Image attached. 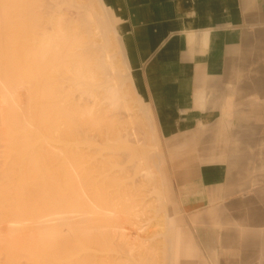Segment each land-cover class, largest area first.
Masks as SVG:
<instances>
[{
    "label": "crops",
    "instance_id": "1",
    "mask_svg": "<svg viewBox=\"0 0 264 264\" xmlns=\"http://www.w3.org/2000/svg\"><path fill=\"white\" fill-rule=\"evenodd\" d=\"M101 2L115 20L133 95L156 129L159 141L151 145L203 151L176 161L173 173L183 177L188 167L197 173L179 179L186 185L178 198L207 262L264 264L261 248H247L264 239L258 233L264 209L254 206L263 196L254 188L245 200V165L233 168L218 152L242 136L252 140L245 146H264V0ZM187 158L198 161L184 165ZM178 240H172L173 262L181 253ZM182 251L192 253L189 246Z\"/></svg>",
    "mask_w": 264,
    "mask_h": 264
},
{
    "label": "rangeland",
    "instance_id": "2",
    "mask_svg": "<svg viewBox=\"0 0 264 264\" xmlns=\"http://www.w3.org/2000/svg\"><path fill=\"white\" fill-rule=\"evenodd\" d=\"M94 3H95V10H97L100 14H101V12H102V7H101V3H100V0H94ZM105 10H107V9H105ZM74 13V16L76 15V13H75V9L74 8H71L70 9V11L69 10H66V12H64L63 14L64 15H61V17H63V19H65L64 21H66L67 19H69L70 18V16H72V14ZM105 13H106V11H105ZM109 15V16H108ZM106 17H108V18H110V20H112V23H113V17H112V15L110 14V12L107 10V13H106ZM114 23H115V21H114ZM76 23H74V25H75ZM39 33V32H38ZM31 36H32V34H31ZM110 46L108 47V53H110V54H112L113 55V61H114V63H115V67L118 69V71L119 72H122L124 75H129V71H128V68H127V66H126V64H125V58H124V53H123V50H122V46H121V44H120V41H119V38H118V34H117V32H111L110 33ZM33 37V36H32ZM31 37V38H32ZM35 38V37H34ZM39 38V37H38ZM9 39L10 38H8V39H5V40H7L6 42V44H2V46H4V47H2V46H0V53L2 54V53H4L5 54V52H7V47L10 45V48H9V50L10 49H13V47L16 49V45L21 49V50H18V51H20V52H22V54L19 52V54H17V52L15 51V56L17 57H15L14 55H12V57L10 56V64L11 63H13V66H15V68L17 69V67L18 68H22V70H16V72H15V76L17 75V77H19V78H21L20 80L17 78V81H15L16 79L14 78L15 76H13L12 75V73L10 72V68H11V66L12 65H10L9 64V62H7L9 59H8V57H9V55L10 54H8V57H6V55H4L3 54V56H1L0 58H2V59H4L7 63H5V65H6V67L8 68V70H7V72H4V71H1L0 72V74L2 73V72H4L3 74H1V76H0V98H2V95H4V94H6V93H8L9 94V101H8V98H7V101L8 102H5V105H6V108H4V110H3V108L2 107H4V104L2 105V107H1V111H0V120H1V122L2 123H0V124H2V125H0V134H2V135H0V155L1 154H5V156L3 155V157L2 158H0V166L1 167H3V169L1 170L0 169V174H5L6 173V175H5V177H4V175H3V177L4 178H6V177H8L9 176V180L7 179H5V182H4V180H2V179H0V188H2L1 190H0V226H4L3 228L2 227H0V264H10V263H12L15 259V261L12 263V264H33V262H35L34 264H36V262H46V260L47 259H45V258H48V256L49 257H52V259H51V261L52 262H54V263H49V264H69V263H71V259H73V258H75V254L73 253L72 254V252H70L71 254H69V253H67L65 250V242L63 241L64 239H63V237H62V234H60V237H59V241H58V244L54 247V243H52L51 244V242H50V245L48 246V242H46L45 240H43V236H44V232L46 231L45 229H41V230H36V227L39 225V220L43 217V215L44 214H46L47 213V209H48V207L46 208L44 205H42V202L41 203H39L40 201H41V199H42V201L43 202H45L44 201V197L45 196H47V194L45 193V191H44V189H46L47 188V185H45V183L46 182H43V177L45 176V179L47 178V180H45V181H53L54 182V176H56L58 173V179H60L61 180V178H65V181H66V179H68L69 181H70V179L69 178H71L72 176H71V174L70 173H73L75 176L76 175H80V177H82L81 175V169H80V166L81 167H83V164L84 165H86L85 163L86 162H84L85 160L87 161V159L89 158H86V156H85V158H84V160H83V163L81 164V165H79L80 163H78V160H75L76 158H78L77 157V155H74V151L76 150H74L73 151V153H72V149H74V145H76L77 146V148L80 146V147H82V146H84L85 147V149H84V147H82V149L83 150H86V151H88V149H87V146H88V144H89V146H88V148L90 149H92V146H96V147H93V149L95 148H97V145H96V142H97V144L98 145H100V143H101V145L100 146H102V144H104L105 143V141L102 143L101 142V139L103 138L104 140L106 139V141H107V144H108V146H106V143L104 144L105 146H102V147H105V149H104V154L105 155H109L111 158L113 157V158H119V155H123V156H125L124 158H126V160H131V163L134 161V163H136L135 161H138L139 159H141V161H142V156L144 157V155L143 154H141L140 153V151H142L143 152V150H142V146H140L139 147V145H138V143H139V141L141 140V137H143L144 136V134L143 133H146V131H144L143 132V130H144V128H145V130H147L148 131V133H146L145 135L146 136H144L143 137V140H145V145H147L146 144V142H149V145H147L146 147H145V145H144V147H143V149H144V151H145V148H146V153H147V156H148V154H152L151 156H156V158L154 159V157L152 158L151 156H150V158H152V161H148V166H149V168L150 167H152V177H150V178H146L145 180L147 181V182H149V179L151 180V179H153L155 182H154V186L152 187V188H154L155 186H158V187H160L158 184H157V182H156V178H157V180H158V183H160V185H161V183H162V185L163 184H166V189H165V191H166V199H165V201H164V208H163V210L162 211H160V209L159 208H157V207H160V199H159V197H158V200H157V196H159L158 195V193H157V191L156 190H153L152 188H151V186L152 185H148L149 186V188H151V189H149L148 188V186L147 187H145V185H143V184H146L147 182L145 181V180H141V179H137V180H135V177L133 178L132 177V180H130V175L131 176H133V174L131 173L134 169H132L133 167H131L132 165H133V163L132 164H130L128 161V163H129V166L126 164H124V166L123 167H117V163L116 162H118V165L120 164V162H119V159L117 158L116 159V161H113V159L111 160V158L109 159V157L107 156V159H106V163H109L110 161H113L112 163H111V165H113V166H116V170H115V168H113V166H112V170H115L116 172H121L122 171V169L123 168H125V166H128L127 168H129L130 170H132V171H128L127 170V168H126V171H127V174L128 173H131V174H129L128 175V179L130 180L129 182H128V186H127V181H126V184H124V185H126V186H123V185H121L120 186V184H119V186L117 185V180L116 179H120L121 177H123V176H121V177H119L120 176V174H122V175H124L123 173L124 172H126V171H123L122 173H120V174H116L115 173V171H114V173L116 174H113V175H115L116 176V178H114V181H116V183L115 182H109V186L106 184L105 185V188H106V190L108 191V189H110V190H112V188L113 189H120L123 193H122V195H121V199H119L118 198V196L116 197H112V198H109V197H107L108 198V200H107V202L106 203H108V206L112 209V210H114L115 208L114 207H116V204L115 203H123L122 205L120 204H118L117 203V206L119 205V207L121 208H119L118 210H122V213L120 214L119 212L117 213V212H115L116 211V209L113 211L114 212V214H119V215H121L122 217L120 218V217H118L119 215H117V217H115V220H114V218H113V220H111V222L109 221V223H110V234H108L109 235V238L110 239H108V240H106L107 242H105V243H103V244H101V243H99V247H101V245H103V246H105V247H103L104 249L106 248V250L105 251H107V252H109V251H115L114 253L112 252V256L111 257H115V253L117 252V254H118V252H119V255L121 254L123 257H122V260H124L126 257H125V255H127L128 256V258L130 259V261L127 263H125L124 261H122V260H120V261H122L123 263L122 264H138V262H135V261H133L134 259L133 258H138L139 259V257H140V254H141V250L143 251V249L145 248V253H146V247L147 246H149V248H147L148 250H147V254H149L150 253V251L152 250V248H153V253L154 252H156L155 254V256H153L154 254H152V259L151 258H149V259H151L150 260V262L151 261H153V262H151V264L152 263H154L155 264V262L157 261V263H159V264H164L165 262V264H212V263H210V262H207V260H206V257H208V256H206V252H205V250L203 249V248H201L199 245H198V243L195 241V237H194V233L191 231V230H189L188 229V227H187V225H186V223H188V222H190V220L189 219H186V217L184 216V215H182L181 214V212H180V202H179V198H178V194H179V189L181 188V186L183 185H186L185 184V182L183 183V182H181L179 179L180 178H186V179H194V178H196V176H197V173L195 172V170L193 169V167H191V168H187L186 169V171H185V173H184V176L183 177H179L178 175H175L174 173H173V169H175V162L176 161H179V160H181V158L182 157H184V156H190V155H193V154H201L202 152L201 151H197V148L199 147V146H185V148H187L186 150H179V151H176V150H172V151H164V150H162V146H151V144H153V143H156V142H158L159 140H158V138H157V136H156V134L154 133H151V128L149 129V127H150V120L146 117V112H145V109H144V107H143V105L140 103V102H138L137 100H136V98L134 97V95H133V92H132V90H131V87H130V85H129V83H130V79H128L129 77H127V78H124L125 79V85H124V87H123V90H124V93H123V91L121 92V95H122V97H124V100H127V101H122L121 102V104L123 103V102H125V103H123L122 105L123 106H125V104H126V102H127V106L129 107V110H128V108L127 107H125V110L123 109V106H119V107H117V108H115V107H111L110 109H109V107L107 106L108 104H106V106L105 105H103L102 106V108H104V107H108L107 109L108 110H110L109 112H108V110H106L107 111V114H105L104 112H106V111H103L102 112V114H100V112H99V114H95L97 111H94L93 113H94V115H96V116H94L93 114H92V116L90 117V119H92V121H94V123L92 122V121H90L91 123L90 124H95V127H94V125H93V127L94 128H97L98 130H100V129H102V127L101 126H99V127H101L100 129L97 127V124L99 123V125H100V123L102 122V123H104V122H109V124H111L112 123V125L111 126H114V125H116V127H118V125H119V127H121L122 126V124H128L129 125V128H131L132 126H138V128H140L139 130H138V128H137V130L139 131V134H141V135H137L138 133H135V132H133V130L134 131H137L136 129H134L133 127L131 128V129H133V130H130V131H132L133 133H134V136H135V134L140 138L139 139V141L137 140V138H136V136H135V138H133V136H126V138L128 137L130 140H129V142L131 141V138H133L134 140H136L137 141V145L134 143V140L132 139V144H134L135 145V150H137L138 149V151L136 152L135 150H134V152H135V154L136 155H142V156H139L140 158H138V156H136L135 155V157H133V155L132 154H130V153H133V152H131L130 150H132V145H131V142L130 143H128V141H127V139H125V136L123 137L126 141L124 142V140H123V142L125 143H123V142H121V136L119 137V135H121V134H119V135H117V133H116V130L114 131V129H115V127L114 128H112V129H109L111 126L110 125H108V126H110L109 128H105V126H107L106 125V123H105V125H104V129H105V131L103 132L102 130H100V133H101V131H102V133H101V135L102 136H100V134H98L97 136V138H95L96 137V135H94V136H92L93 135V132H91V136H89V135H87V136H89V137H91V138H94L93 140H95L96 139V142H95V144H93V145H90V143L92 142H94L93 140H91V141H88V144L87 143H79V141H81V139L79 140L78 139V145L77 144H73L72 146H71V143L73 142L72 140H74L73 138L75 137V138H79L81 135H79V137H77V136H75V134L76 133H73L72 134V132H73V130L75 129V125L76 124H74L73 123V125L72 124H70V121L71 120H68V119H64V121H63V119L61 120L59 117L58 118H56V114L54 115V112L56 111V108L54 107L53 108V110H54V112H53V118L54 119H56V121H54V119L52 118L51 120H50V118L52 117V116H50V117H48V114H49V112H48V109H49V111L52 109V106H54V105H51V107L49 106V102H47L48 100H51V101H53V99H55V97H53L52 98V96H51V94L50 95H48L47 94V92H44L45 90H44V88H43V85L40 87H38V86H33V83H31V85L29 84L30 83V81L28 80L29 78L31 79L32 77H34L35 76V73L36 72H38V73H40V69L38 68V67H36V66H33V68L32 69H30V64H27V63H31V61L29 62V59H33L32 58V52H31V50H34V48L33 47H31V50L29 51V49H27V47H23V45H25V44H21V43H25V41H23V40H25V38H22L23 40H22V42H20L19 41V39H21V37H18V38H16L17 40L15 41V44L13 43V40L11 39V41L9 42ZM29 39H30V37H29ZM36 39V38H35ZM35 39H31V40H29V42L31 43V41L32 40H35ZM37 40V39H36ZM40 40V39H39ZM100 40V39H99ZM0 41H3V39H0ZM17 42H20V44L22 45V46H20V44H17ZM32 42H34V43H32V46H33V44H35V41H32ZM4 43V42H3ZM36 43H38V41L36 42ZM9 44V45H8ZM5 46H7V47H5ZM13 46V47H12ZM30 46H31V44H30ZM12 47V48H11ZM17 47V49H19ZM28 48H30V47H28ZM16 49V50H17ZM6 50V51H5ZM8 50V51H9ZM40 50V49H39ZM44 50V49H43ZM14 51V50H13ZM13 51H11V52H13ZM35 51V50H34ZM40 51H42V49L40 50ZM10 51H9V53H11ZM31 52V53H30ZM39 52V51H38ZM52 52V51H51ZM50 51H49V53H47V50H46V48H45V50H44V53H45V55H43V59H44V64H46L47 63V61H48V65H47V69L46 70H48L50 73L51 72H53L54 71V73L55 72H57V68H56V66L55 67H53V65L55 64H52V63H50L51 62V60H52V58H54L53 57V54H50L51 53ZM27 53L28 54H31V55H27ZM13 54V53H12ZM20 54L22 55V56H20ZM37 54H39V53H37ZM41 54H43V52H41ZM47 54V55H46ZM36 55V54H35ZM22 57V59H21V62H25V65H27L28 66V68H29V70H28V68H27V66H25L24 65V63H23V65H22V63H21V67H20V57ZM36 56H38V55H36ZM39 56H42V55H39ZM45 56L47 57V60H46V58H45ZM14 57H15V59H19V62H17L16 61V63L15 62H11V58L12 59H14ZM39 58H42V57H39ZM8 59V60H7ZM14 59V60H15ZM55 60V59H54ZM54 60H52V61H54ZM34 59H33V65H34ZM18 63V64H17ZM36 63H38L37 61H36ZM15 64H17V65H15ZM32 64V63H31ZM43 64V65H44ZM52 64V65H51ZM39 65V64H38ZM55 65H57V63L55 64ZM30 66V67H29ZM46 66V65H45ZM25 67V68H24ZM34 67H36V68H34ZM23 68L25 69V70H23ZM26 70H28V71H30V72H28V71H26ZM22 71V72H21ZM23 71H26V72H23ZM31 72H34L33 74H34V76H33V74L31 73ZM21 73H24V75L23 74H21ZM25 73H27V74H25ZM29 73H31V75L29 76ZM37 73V74H38ZM20 74V75H19ZM11 75H12V77L14 78V82H16V83H14V82H12L11 80L13 79V78H11V80H9V79H7L6 80V78L7 77H11ZM22 75H23V78H22ZM29 76V78H27L26 79V76ZM55 75V74H54ZM21 76V77H20ZM3 77H6L5 79H3ZM35 77H37V76H35ZM23 79V80H22ZM34 79V78H33ZM123 79V80H124ZM19 80V81H18ZM26 80H27V82H26ZM5 81V82H4ZM11 81V82H10ZM22 81H23V83H24V85L22 84ZM10 82V83H9ZM17 83H19L18 85H17ZM20 83L22 84V86L24 87V89H26L25 90V94H26V96H27V98H26V96H25V99H24V102H23V104H22V106H19V105H17V103H15V101H14V99H13V96H11L10 94L12 93V91H14V88H16V87H20L21 85H20ZM26 83V84H25ZM14 85V86H13ZM14 87V88H13ZM27 87H29V88H27ZM38 87V88H37ZM51 87V86H50ZM11 88V89H10ZM35 88V89H34ZM37 88V89H36ZM39 88H41L42 90H40ZM5 89V90H4ZM9 89H10V93H9ZM13 89V90H12ZM53 89V88H52ZM12 90V91H11ZM34 90V91H33ZM27 91V92H26ZM41 91V92H40ZM47 91V90H46ZM49 92V91H48ZM4 93V94H3ZM40 96V97H39ZM42 96V97H41ZM53 96H55L54 94H53ZM33 98V99H32ZM39 98H42V99H39ZM126 98V99H125ZM45 100H46V102H47V105L45 106V105H43L44 104V102H45ZM36 101V102H35ZM39 101H41L40 103H38ZM43 103V104H42ZM40 104V105H39ZM133 108V109H130V106ZM8 105H10V106H8ZM36 105V106H35ZM37 105H38V107H37ZM29 106V107H28ZM7 107H9L8 109H7ZM42 107V108H41ZM46 107H48V108H46ZM14 108V109H13ZM5 109H7L8 111H11V110H15V111H12V113H10L9 114V117H8V121L10 122V121H12V119H13V123L12 122H10L11 123V125H12V130L14 131V133L17 135H14L13 133V135L12 134H10V131H9V129H7V126H6V124L7 123H9L8 121H6L4 118H7L6 116L4 117L3 116V114H4V111H5ZM11 109V110H10ZM27 109V110H26ZM33 113V116H31L32 114L29 112V110ZM106 109V108H105ZM138 111H136V110ZM140 109V110H139ZM3 110V111H2ZM6 110V111H7ZM45 110V111H44ZM53 110H51V111H53ZM35 111V112H34ZM40 111V112H39ZM127 111V112H126ZM46 112V113H45ZM126 112V113H125ZM135 112V116L137 117V119H135V116L133 115V113ZM7 113V112H6ZM14 113V114H13ZM37 115H35V114ZM41 113V114H40ZM48 113V114H47ZM45 114H47V115H45ZM50 114H52V113H50ZM109 114H112L111 115V117L110 118H106V115H107V117H109L108 115ZM148 114V113H147ZM5 115H7V114H5ZM12 115V116H11ZM57 115H59V112H57ZM105 115V116H104ZM121 115V116H120ZM129 116L128 118H127V116ZM18 116V118H19V120L18 119H15L16 117ZM30 116H31V119H30ZM36 116V117H35ZM42 116V117H41ZM81 116H83V115H81ZM85 116V115H84ZM113 116V117H112ZM12 119H11V118ZM22 117L24 118V121H22ZM29 117V118H28ZM46 117V118H45ZM104 117H105V119H104ZM34 118L36 119V121H34ZM49 118V119H48ZM11 119V120H10ZM28 119V120H27ZM62 121V122H64L63 124H62V122L60 121V120ZM98 119L100 120L99 122H97L98 121ZM131 119H133L134 121H132ZM15 120V121H14ZM17 120V121H16ZM47 120V121H46ZM48 120H50L49 122H50V124H48L49 122H48ZM52 120L54 121L53 122V124H52ZM57 120H59V121H57ZM129 120H131V121H129ZM5 121L7 122V123H5ZM44 121H45V123H44ZM66 121V122H65ZM57 122H58V124H57ZM67 122H69V123H67ZM75 122V121H74ZM77 122V121H76ZM75 122V123H76ZM15 123V124H14ZM34 123H36L35 125H34ZM59 123L60 124H62L63 126H65L66 125V127L65 128H70V129H67V130H65V132L67 131V134H68V139L71 141V142H66L67 143V146H66V143H64L63 142V140H67V141H69L68 139H66V137H65V139H63V140H61L62 141V143H64L65 145H63L64 146V148L66 147V149H68L67 147H69L70 149H69V152L70 153H68V151L67 150H65L66 152H63V151H61L60 152V146H61V142L60 141H58V138H59V135L61 134L60 133V131H59ZM65 123H67V124H65ZM72 123V122H71ZM45 124V125H44ZM120 124H121V126H120ZM135 124V125H134ZM10 125V124H9ZM11 125L9 126V127H11ZM48 125V126H47ZM56 125V126H55ZM61 125V127H63ZM126 125H124V126H122V128H124V127H126ZM128 125H127V127H126V131L127 132H130L129 131V129H128ZM130 125H132L131 127H130ZM147 125V126H146ZM2 126V127H1ZM4 126H6L5 128H4ZM13 126H16L15 128L13 127ZM20 126V130H18V132H17V129H18V127ZM52 126H54L55 128H54V130H53V128H52ZM68 126V127H67ZM73 126H75V127H73ZM136 126H135V128H136ZM119 127L118 128H116V129H119ZM4 128V129H3ZM74 128V129H73ZM121 128V129H122ZM141 128H143V129H141ZM3 129V130H2ZM31 129H32V132H33V130H34V132L32 133H30V131H31ZM50 129H52L51 130V132H50ZM63 129H64V127H63ZM97 129H94L95 131L97 130ZM9 131V132H7L6 133V135H5V131ZM10 130H11V128H10ZM91 130H92V128H91ZM124 130V129H123ZM122 130V131H123ZM26 131H29V132H26ZM43 131V132H42ZM64 131V130H63ZM93 131V130H92ZM118 131V130H117ZM121 131V130H120ZM119 131V132H120ZM121 131V132H122ZM12 132V131H11ZM36 132V133H35ZM97 132V131H96ZM94 133V134H97V133H99V131L97 132V133ZM123 132H125V131H123ZM42 133V134H41ZM45 133V134H44ZM60 133V134H59ZM131 133V132H130ZM132 133V134H133ZM151 133V134H150ZM35 135V134H38V136L36 137V136H34L36 139V141L35 142H33L34 141V137H31V135ZM53 134H55V135H52ZM128 134V133H127ZM131 134V135H132ZM30 135V136H29ZM69 135H71V136H69ZM122 135H123V133H122ZM125 135H126V132H125ZM130 135V134H129ZM150 135H153L152 137H149ZM9 136V137H8ZM52 136V137H51ZM66 136V135H65ZM83 136V135H82ZM82 136L80 137V138H82ZM5 137V141H2V138H4ZM8 139H7V138ZM29 137H31L32 138V140H31V138H29ZM54 137V138H53ZM62 137H64L63 136V134H62ZM61 137V138H62ZM70 137H72V139H70ZM86 137V136H85ZM52 138H53V141H52ZM110 138H114V140H116L117 141V143L118 142H121L120 143V145L122 144H124V145H126V143L127 144H129V145H131V147H129L128 145V147H129V155H127V148H126V151L127 152H124L123 150H122V152L120 153V151H119V153H118V151L116 152V149H118V147H120V145H119V143H118V146H117V148L115 149V146L116 145H114V149H115V154L116 155H114V149L112 148V143L113 142H108V140H110ZM148 138V139H147ZM11 139V141H9ZM102 139V140H103ZM4 140V139H3ZM30 140H31V145L29 144L30 143ZM76 140V139H75ZM82 140H83V138H82ZM88 140H90V138H88ZM113 140V139H112ZM143 140H141L143 143H142V145L144 144V141ZM146 140H149V141H146ZM9 141V144L8 143H6V142H8ZM54 141H55V143H54ZM116 141H115V143H116ZM135 141V142H136ZM140 141V142H141ZM226 141V140H225ZM85 142H87L86 140H85ZM90 142V143H89ZM153 142V143H152ZM5 143H6V145H5ZM12 143V144H11ZM38 143H39V145H38ZM75 143H77L76 141H75ZM91 143V144H92ZM239 143V145H244V146H236L237 144ZM247 143H252V140L251 139H247V136H242L241 137V140H239V141H235V146H218V148H224V151L222 152V150H218V152L219 153H221V154H224V158L227 156V157H229V161H230V163H231V166L233 167V168H236V166L235 165H237L238 166V162L240 163V164H242V165H245V168H246V179H247V182L244 184L245 185V187L243 188V190H244V195H241V196H243V198H245V200H247L246 199V196H247V194H245V192L246 191H252L254 188L256 189V190H260L258 193H260L261 192V195L263 196L262 197V199H260V203H258V204H256V202H255V205L254 206H261V208H263L264 209V146H245ZM2 144V145H1ZM29 144V145H28ZM40 144H41V146H40ZM6 147H5V146ZM9 145V147H10V145H11V147H12V149H11V151H10V148H8L7 146ZM17 145V147H19L18 148V152L16 151V149H17V147L15 148V146ZM35 145H37V146H39L40 147V151L38 150V148L36 147H34ZM70 145V146H69ZM121 145V148H119V149H122L123 148V146ZM33 146V147H32ZM138 146V147H137ZM3 147V148H2ZM73 147V148H72ZM79 147V148H80ZM126 147V146H125ZM124 147V148H125ZM137 147V148H136ZM203 148V149H205L206 148V146H200V148ZM21 148H23L22 150H21ZM49 148V149H48ZM58 148H59V150H58ZM76 148V147H75ZM111 148L113 149L112 151H111ZM123 148V149H124ZM134 148V147H133ZM6 149V150H5ZM9 149V152L7 151ZM81 149V148H80ZM80 149H78L77 150V152L76 153H79V150ZM81 149V150H82ZM99 149L100 148H98V151L97 150H93V152H99ZM141 149V150H140ZM24 150V153L22 152ZM41 150H47V151H44V153H42V151ZM63 150V149H62ZM83 150H82V152H83ZM125 150V149H124ZM151 150V151H150ZM19 151H20V153L21 154H23L21 157L19 156ZM85 151V152H86ZM90 152L92 151V150H89ZM88 151V153L89 154H87V152L85 153H83V154H87L88 156L90 155V152ZM38 152H40V153H42V154H39ZM47 152V153H46ZM148 152H151V153H148ZM153 152V153H152ZM7 153V154H6ZM8 153H11L12 155H8ZM17 155H16V154ZM64 153V154H63ZM92 153V152H91ZM139 153V154H138ZM146 153H144V154H146ZM20 154V155H21ZM38 154H39V156L40 155H42V157L40 156V158H45L44 160L45 161H43L42 159H39L38 158ZM45 154V155H44ZM63 154V155H62ZM65 154H67V155H65ZM70 154H72L71 155V158H69V156H70ZM82 154V153H81ZM81 154H78V156H79V158H81ZM134 154V153H133ZM160 155V157L162 158H160L159 156H157V155ZM28 156L27 158H26V156ZM59 155H60V157H61V155H62V158H60L59 157ZM69 155V156H68ZM95 155V154H94ZM93 155V156H94ZM97 153H96V156H94L95 158L97 157ZM121 155V156H122ZM127 155V156H126ZM132 155V156H131ZM2 156V155H1ZM0 156V157H1ZM9 156V157H8ZM45 156V157H44ZM57 156H58V158H57ZM63 156H65V160L63 159ZM66 156H67V158H69V159H72V162L74 163L75 161H77V164H73L72 162V164L69 166L68 165V163H70V161H68V159L66 158ZM76 156V157H75ZM91 156V155H90ZM117 156V157H116ZM128 156H131V157H128ZM147 156H146V158L144 157L143 159H148L147 158ZM7 157H8V160H6L7 159ZM72 157H75V158H72ZM82 157H84V156H82ZM94 157H91V159L93 158L94 159ZM106 157V156H105ZM149 157V156H148ZM158 157H159V162H158ZM4 158H5V160H4ZM23 158H24V160L26 159V161H24L23 160ZM47 158V159H46ZM123 157H121V159H122ZM136 158H138V160H136ZM223 158V159H224ZM40 161H39V160ZM83 159V158H82ZM82 159H80V162H81V160ZM90 159V161L92 162V160ZM120 159V160H121ZM153 159L155 160V161H153ZM222 159V160H223ZM61 160H63L64 162H62ZM67 160V161H66ZM118 160V161H117ZM124 160V162L126 161L125 159H123ZM123 160L121 161V162H123ZM150 160V159H149ZM3 161V162H2ZM8 161V162H7ZM40 162L41 163V165H38L37 164V162ZM63 163V166H62V163ZM88 161H89V159H88ZM90 161H89V163H87V165H86V167L87 168H85V166L83 167L84 168V170H86V173H87V169L89 168L90 170H89V173L88 174H86L85 173V171H83V174L85 173V175H87V180H89V181H87L86 180V184L88 183V182H91V175H92V177H93V174L91 173V172H93V169H92V171H91V165L88 167V165L89 164H91L90 163ZM140 161V160H139ZM139 161L137 162V164H139ZM140 161V162H141ZM147 160H145V161H143V162H141V164L142 165H144L145 164V162H146ZM192 161H198L197 159H195V160H192V158H187V159H185L184 160V162H185V164L184 165H190L191 163H192ZM27 162V163H26ZM31 162H32V164H31ZM151 162V163H150ZM1 163H2V165H1ZM4 163H6V164H4ZM22 163H23V165H22ZM64 163H66L65 165H64ZM49 164V165H48ZM110 164V163H109ZM146 164H147V162H146ZM4 165H5V167H4ZM68 167H67V166ZM122 165H123V163H122ZM131 165V166H130ZM141 165V166H142ZM151 165V166H150ZM47 166V170L45 171V172H43L44 171V168ZM107 166V165H106ZM145 166V165H144ZM143 166V167H144ZM158 166V167H157ZM108 168H106V169H111L110 168V165L109 166H107ZM147 167V166H146ZM20 168L22 169V170H20ZM117 168H120V170H118L117 171ZM7 169H8V172H9V174H8V172H5L4 170H6L7 171ZM75 169H77L76 170V172H74L75 171ZM39 170V171H38ZM41 170H42V172H41ZM83 170V169H82ZM123 170H125V169H123ZM37 171H38V174H37ZM4 172V173H3ZM22 172H23V174H22ZM47 172V173H46ZM58 172V173H57ZM63 172V174H61ZM64 172L65 173H67V176H62V175H64ZM40 173V174H39ZM45 173V174H44ZM76 173V174H75ZM78 173H80V174H78ZM90 173H91V175H90ZM154 173H155V175H157V177L154 175ZM47 174V175H46ZM72 174V175H73ZM95 174V173H94ZM22 175H24V177L22 176ZM39 175H41L42 177L40 178V176ZM90 176V178H89V176ZM112 175V176H113ZM126 175V174H125ZM37 176V177H36ZM47 176V177H46ZM115 176H113V177H115ZM118 176V177H117ZM127 176V175H126ZM137 176H139V178L141 177L140 176V173H139V175H137ZM156 177V178H153V177ZM2 177V178H3ZM57 177H55V178H57ZM125 177V176H124ZM123 177V178H124ZM1 178V177H0ZM11 178V179H10ZM32 178V179H31ZM40 178V179H39ZM76 181H78V177L76 176ZM142 178V177H141ZM256 180H255V179ZM36 180L35 182H40V184H42V186L44 185V186H46V188H41V190H38V191H42L43 192V195H42V192L40 193V196H41V198L40 199H38L36 196L37 195H39V194H37L38 192H36V190H37V186H36V184L33 182L34 180ZM80 179V178H79ZM93 179V178H92ZM122 179V178H121ZM120 179V180H121ZM125 180H127V177L126 178H124ZM133 179H134V181H133ZM11 180V181H10ZM28 180V181H27ZM63 180V179H62ZM73 180V179H72ZM84 180V179H83ZM119 180V181H120ZM152 180V181H153ZM255 180V181H254ZM257 180H261V181H257ZM9 182V183H7V182ZM56 181V180H55ZM64 180L63 181H60V182H58V180H57V182H58V184L61 186H64L65 184V186H69L70 187V182L68 181V182H65ZM85 181V180H84ZM112 181H113V178H112ZM122 181V180H121ZM146 183H145V182ZM152 181H150V182H152ZM10 182H12V186H10ZM44 184H43V183ZM53 182H51V183H53ZM83 182V181H82ZM123 182H124V180H123ZM144 182V183H143ZM55 183V182H54ZM141 183H143V184H141ZM39 184V186H38V188L40 189V185ZM71 184H73V183H71ZM77 184L80 186V183L79 182H77ZM89 184V183H88ZM123 184V183H122ZM131 184H133V185H131ZM140 184V185H139ZM148 184H150V183H148ZM55 185H57L56 183H55ZM58 185V186H59ZM114 185V186H113ZM161 185V186H162ZM52 186V184L50 185V187ZM57 186V187H58ZM73 186V185H72ZM76 186V185H75ZM142 186V187H141ZM49 187V188H50ZM55 187V186H54ZM54 187L52 188V189H54ZM84 187V186H83ZM137 187H139V188H137ZM247 187V188H246ZM77 188V187H76ZM76 188H75V190H76ZM88 188V187H87ZM87 188H85L86 190H88ZM146 188H148L149 190H151V193H152V195L151 194H149V192H147L148 190L146 189ZM23 189H24V195H23ZM55 189H57V188H55ZM80 188H78V190H79ZM122 189H124V190H122ZM129 189H130V192H132V193H134V194H130V192H128L129 191ZM246 189V190H245ZM78 190H77V193H78ZM128 190V191H127ZM137 190H140L139 191V194H138V191ZM147 190V191H146ZM90 191V193L88 194V192L86 193V196H87V194H88V196L90 197L91 195H92V193H93V191H92V193H91V190H89ZM147 192V194H146V192ZM74 192V191H73ZM125 192V193H124ZM128 192V194H126ZM155 192V193H154ZM4 195H3V194ZM7 195H6V194ZM30 193H31V195H30ZM44 193L46 194V195H44ZM79 193H81L80 191H79ZM143 193H145V197H144V194ZM37 194V195H36ZM74 194H76V192L74 193ZM153 194H154V198L152 197L153 196ZM25 196V200H24V198H23V196ZM36 195V196H35ZM126 197H125V196ZM127 195H129L128 197H127ZM133 195V197L132 198H136L137 199V201H136V199L134 200V199H132L130 196H132ZM134 195H135V197H134ZM142 195H143V197H142ZM8 196L10 197L9 199H11L10 201H9V203H10V205L8 204ZM73 196H75L76 197V203L77 202H80V200H81V198L83 199V197L82 196H84V198L86 197L85 195H81V198H80V196L78 195V194H76V195H73ZM94 195H92V197H93ZM39 197V196H38ZM52 197V196H51ZM141 197H142V199H141ZM148 197V199H145V198H147ZM156 197V198H155ZM34 198V199H33ZM37 198V199H36ZM53 198H54V196H53ZM74 198V197H73ZM87 198V197H86ZM91 198V197H90ZM16 199L18 200L16 203H20L21 204V206L22 207H19L20 205H16V203H14V200L16 201ZM46 199H47V197H46ZM116 199H119L118 201H116ZM2 200V201H1ZM38 200H40V201H38ZM87 200H88V198H87ZM115 202H114V201ZM146 200V201H145ZM151 201V203H153V208H155V205H156V212L157 213H160L159 214V216H158V214H157V218H154L155 216H151L150 214H152L153 213V215H155L154 214V212H151L150 210H152V209H149L148 210V208H150V207H148V208H146V207H144L145 205L147 206V204H144V203H147V201ZM127 201H129V202H132V204H133V202H135L137 205H135V210H136V208H137V210H138V208H139V210H140V212H142V214L140 213V215H137V214H134V215H136L137 216V218L135 217V219L136 220H138L137 222L135 221V219H132V221L133 222H135L134 224L132 223V221H131V218H134V217H132L131 215H130V213L132 212V209H130L131 208V203L130 204H128V203H126ZM22 202V203H21ZM47 202H48V200H46V204H47ZM89 202V201H88ZM112 203V205H111V203ZM126 203V205H124L125 203ZM137 202H139V203H137ZM233 202H236V201H233ZM232 202V203H233ZM1 203L3 204V205H1ZM134 203V204H135ZM150 202H148V204H149ZM44 204V203H43ZM113 204H115L114 205V207H113ZM133 204V205H134ZM4 205H7V206H4ZM84 206H85V208H87V210H90V209H88L89 208V204H87V202L85 203V204H83ZM132 205V206H133ZM150 205V204H149ZM247 205V207H251V206H253L252 205V203H248V204H246ZM11 206V207H10ZM18 206V207H17ZM77 206H80V205H78L77 204ZM166 206V207H165ZM124 207L126 208V210L128 209L129 210V212H127V211H123V209H124ZM134 207V206H133ZM143 207V208H142ZM118 208V207H117ZM9 209V210H8ZM46 211H45V210ZM158 209V210H157ZM6 212V214L8 213L9 214V216H8V214L6 215L5 213H4V216L5 217H3L2 216V214H3V212L4 211ZM8 212H7V211ZM19 210V211H18ZM139 210L138 211H136V213H138L139 212ZM147 210V212H143V211H146ZM154 210V209H153ZM152 210V211H153ZM20 211H21V214H20ZM52 211H54L53 209H52ZM150 211V212H149ZM11 213V215H10V213ZM135 211H133L132 213H134ZM41 213V214H40ZM144 213H146V214H144ZM18 214V215H17ZM113 214V215H114ZM139 214V213H138ZM144 214V215H143ZM14 215V217H12V218H9V217H11V216H13ZM125 215H126V217H125ZM147 215H149L150 217H147ZM128 216L130 217V219L128 218ZM139 216V217H138ZM141 216V217H140ZM144 216V217H143ZM146 216V217H145ZM123 217H125V218H127L128 220H130V221H126L125 220V218H123ZM152 217H153V219H156L155 220V222L156 223H160V225H162V226H160L159 225V223L156 225L155 224V226L153 225V223H155V222H151V221H154V220H152ZM171 217H173V218H177L178 220H176V222H174L173 221V223H172V220H171ZM119 218V219H118ZM8 219V220H7ZM12 219V221H9V220H11ZM13 219H14V221H13ZM120 220L119 222H121V219H123V223H117L116 224V220ZM151 219V220H150ZM257 219V217H255V221L257 222L258 220H256ZM38 220V221H37ZM125 220V221H124ZM148 220H150V221H148ZM7 221H9V222H7ZM38 223H37V222ZM116 221V222H115ZM16 222V223H15ZM131 223V227H130V223ZM140 222H141V224H140ZM144 222V223H143ZM263 222H264V216H263ZM14 224V226L16 225L17 226V223H18V226L16 227V229H13L12 228V226H7L8 224ZM129 223V225H127ZM151 223H152V225H151ZM3 224V225H2ZM112 224V225H111ZM115 224V225H114ZM120 224H122L121 226H123L122 228H124V224H125V227L127 228H124V229H126L127 231V234H121V230H119V229H122V228H120ZM133 224V225H132ZM137 224V225H136ZM139 224V225H138ZM6 225V226H5ZM114 225V226H113ZM117 225V226H116ZM142 225V226H141ZM133 226H135V227H133ZM157 226V227H156ZM14 227V228H15ZM119 228V229H117L116 230V228ZM140 227H141V229H140ZM151 228V230H150V228ZM161 227H162V230H161ZM163 227H164V231H163ZM26 228V229H25ZM134 228H135V230H134ZM148 228H149V230H148ZM156 228V229H155ZM8 229H9V231H8ZM131 229V230H130ZM143 229H146V231H144ZM25 230V231H24ZM116 232V234H115V238H114V231ZM129 230H130V232H132V233H130L129 232ZM167 230V231H166ZM6 231V232H5ZM15 231V232H14ZM123 231H125V230H123ZM136 231V235H137V233H141V235H142V237L140 236L139 237V235L138 236H136L135 234L133 235V232H135ZM138 231V232H137ZM157 231V232H156ZM161 231H163V232H161ZM8 232V234L9 235H6V233ZM144 232V233H143ZM145 232H147V233H145ZM152 232V233H151ZM155 232L156 233H158V235L157 234H155ZM167 232H170L169 233V235L167 234ZM25 233V234H24ZM28 233H30V234H28ZM123 233V232H122ZM139 233V234H140ZM143 233V234H142ZM151 235H150V234ZM161 233H163V234H161ZM166 233V234H165ZM258 233H260V234H263V238H264V230L263 231H260V232H258ZM129 234H131L130 236H125V235H129ZM26 235V236H25ZM28 235H30L29 237H27ZM153 235L155 236V237H153ZM25 237V239H26V241L24 242V238L23 237ZM122 236H125L126 238L127 237H130V238H128V239H132V237H133V240H129V241H131L132 242V244L131 243H125V242H127V240L128 239H122L123 237ZM135 236L137 237V240L135 239ZM175 236L179 239L178 241H179V248H180V250H181V253L178 255V261L177 262H173L171 259L173 258V257H171V250L173 249V246H171V241H170V239L171 240H173V242H174V240H175ZM40 237V238H39ZM124 237V238H125ZM32 238H35V239H32ZM118 238V239H117ZM138 238H140L141 240H139ZM167 238H169V240L167 239ZM261 238V237H260ZM24 239V240H23ZM135 239V240H134ZM154 239H156V240H154ZM111 240V241H110ZM142 241V243L143 244H141L140 242H138V243H140V244H138L137 245V243L135 242V241ZM33 241H37V243L36 244H33L34 242ZM108 241L110 242V244L108 243ZM121 241H125V242H121ZM128 241V242H129ZM133 241H134V243H133ZM165 243V245H168L167 246V248H166V246H165V248H166V250L168 249V247H169V249L167 250V251H164V245H163V242ZM23 242H24V245H23ZM117 242L119 243H121V244H117ZM148 242H150V244H148ZM250 241H248L247 242V244H248V249H255V250H258V249H260L261 248V250L264 252V239H263V241H260V242H257V241H255L254 243H249ZM108 243V244H107ZM122 243H124V244H126V246H124V247H122V248H120V246L122 245ZM31 244H32V247H31ZM76 244V243H75ZM84 244H86V243H84ZM119 245L118 247H119V249H121V251H119V249L116 251L114 248H116V246L117 245ZM134 244H136V245H134ZM148 244V245H147ZM151 244H154L155 245V248L153 247V246H151L152 248L150 249V245ZM34 245V246H33ZM36 245V246H35ZM72 245H73V243H72ZM77 245V244H76ZM74 246V248H76L77 246ZM106 245H108V246H110V245H112L114 248L112 249L111 247V249L109 248H107L106 247ZM129 245H132L131 247L133 248V250L134 249H136L134 252L132 251V257L129 255V252L127 251V247ZM123 246V245H122ZM138 246V247H137ZM190 247L191 249H192V253H191V255H188V256H185V255H183L182 253H183V249H184V247ZM34 247H36V250H35V248ZM50 247V248H49ZM117 247V248H118ZM130 247V248H131ZM49 248V249H48ZM98 248V247H97ZM124 248H126L125 250H124ZM129 248V247H128ZM57 249V250H56ZM58 249H59V251H58ZM100 250L102 249V248H99ZM140 250V253H139V255H138V257L137 256H135L134 257V255L135 254H137V250ZM109 250V251H108ZM15 251V252H14ZM49 251H51V253L49 252ZM56 251H58V252H56ZM104 251V250H103ZM104 251V252H105ZM12 252H14V254L12 253ZM144 252H142V255H143V253ZM152 252V251H151ZM165 252V253H164ZM17 255H16V254ZM124 253V254H123ZM144 253V254H145ZM50 254V255H49ZM55 254H57V257H59L60 259H61V261H60V259H58V258H56L57 260H55ZM60 256H59V255ZM109 254V253H108ZM165 254V255H164ZM209 256H212L213 254H214V251H212V252H208L207 253ZM52 255V256H51ZM118 255V256H119ZM168 255V256H167ZM206 257H205V256ZM67 256V257H66ZM117 256V255H116ZM45 257V258H44ZM125 257V258H124ZM144 257H148V255H146V256H144ZM144 257H143V260L142 259H140V260H142V262L145 260L146 261V259H144ZM151 257V256H150ZM164 257H165V259H164ZM213 257V256H212ZM42 258H44V259H42ZM67 258V259H66ZM121 258V256L120 257H118L117 259H120ZM124 258V259H123ZM135 258V260H137ZM153 258H155L156 260H153ZM168 258V259H167ZM127 259V258H126ZM18 261V262H17ZM29 261H31V263H28ZM33 261V262H32ZM119 261V260H118ZM144 261V262H145ZM147 261H149V260H147ZM146 261V262H147ZM135 262V263H134ZM143 262V263H144ZM150 262H147V263H150ZM161 262V263H160ZM43 263V264H44ZM156 263V264H157ZM46 264V263H45ZM119 264V263H118Z\"/></svg>",
    "mask_w": 264,
    "mask_h": 264
},
{
    "label": "bare ground",
    "instance_id": "3",
    "mask_svg": "<svg viewBox=\"0 0 264 264\" xmlns=\"http://www.w3.org/2000/svg\"><path fill=\"white\" fill-rule=\"evenodd\" d=\"M100 3H101V7H102V12H101V14L97 11V10H95V3H94V0H0V39H3V41H0V46H2V44H6L7 42V40H5V39H8V38H10L9 39V42L11 41V39L13 40V43L15 44V41L17 40L16 38H18V37H21V39H19V41L20 42H22V38H25V40H23V41H25V43L23 42V43H21V44H25V45H23V47H27V49H29V51L31 50V47H33L34 48V50H31V54H32V58L35 60L34 61V65H33V59H29V62L31 61V63H27V64H30V69H32L33 68V66H36V67H38L39 69H40V73H38V72H36L35 73V76H37V77H35L34 76V72H31L32 74H33V76L34 77H32L31 79L29 78V76L31 75V73H29V76L27 75L26 76V79L27 78H29L28 80L30 81V85H31V83H33V86H42L43 85V88H44V92H47V94L48 95H50L51 94V96H52V98L53 97H55V99H53V101H51V100H48L47 102H49L50 104H49V106L51 107V105H54V106H52V109L51 110H53V108L55 107L56 108V111L54 112V110L53 111H49V109H48V112H49V114H48V117H50V116H52L51 118H50V120L54 117L53 116V112H54V115L56 116V118H62L63 119V121H64V119H68V120H71L70 121V124H72L73 125V123L74 124H76L75 126H73V127H75V129L73 130V132H72V134L73 133H76L75 134V136H77V137H79V135H83L82 136V138H83V140H82V138H73L74 140H72L73 142L71 143V146L73 145V144H77L78 145V139L80 140L81 139V141H79V143L81 144V143H87L88 144V141H91V140H93L94 138H91L92 136H94V135H96V137L95 138H97L99 135L98 134H100V136H102L101 135V133H102V131L104 130L105 131V129L103 128L104 127V125H105V123H106V125L108 124V125H112V123L111 124H109V122H104V123H100V125H99V123L97 124V127L100 129L101 127H102V129H100V130H102L101 131V133H100V130H98L97 128H94L95 127V124H93L94 123V121H92V119H90V117L92 116V114L94 115V111H97L95 114L97 115V114H99V112H100V114H102V112L103 111H106V110H108L107 108L109 107V109L111 108V107H115V108H117V107H119L120 105L121 106H123L122 104L123 103H125V102H123L122 104H121V102L122 101H127V100H124V97H122V95H121V92L123 91V93H124V90H123V87H124V85L126 84L125 83V79L124 78H127V77H129L128 79H130V76L129 75H124L122 72H119L118 71V69L115 67V63H114V61H113V55L112 54H110V53H108V47L110 46V33L111 32H117L116 31V27H115V23H114V21L115 20H113V23H112V20H110V18H108V17H106V13H107V10H105V9H107L105 6H104V4L101 2V0H100ZM71 8H74L75 9V13H76V15L74 16V13L72 14V16H70V18L69 19H67L66 21H64L65 19H63V17H61V15H64L63 13L64 12H66V10H69L70 11V9ZM105 11H106V13H105ZM109 16V15H108ZM74 23H76L75 25H74ZM39 32V33H38ZM31 34H32V36H31ZM29 37H30V39H29ZM32 37V38H31ZM37 39H35V38ZM39 37V38H38ZM31 39H35V40H32V41H35V44H33V46H32V43H34V42H32L31 41V43L29 42V40H31ZM40 39V40H39ZM100 39V40H99ZM38 41V43H36ZM4 42V43H3ZM20 42H17V44H20ZM20 44V46H22ZM30 44H31V46H30ZM9 45V44H8ZM2 47H4V46H2ZM5 47H7V46H5ZM13 47V46H12ZM11 47V48H12ZM16 47V49H17V45L15 46ZM28 47H30V48H28ZM9 48H10V45L7 47V52H5V54L4 53H0V55L1 56H3V54L4 55H6L7 53L8 54H10L9 55V57H8V54L6 55V57H8V61L7 62H9V64H10V56L12 57V55H14L15 56V51L17 52V54H19V52L20 51H18V50H21L19 47V49H15L14 47H13V49H10L9 50ZM45 48H46V50H47V53H49V51L51 52L50 54H53V57L54 58H52V60H54V61H52L51 60V62L50 63H52V64H56L57 63V65H53V67H55L56 66V68H57V72H55L54 73V71L53 72H49L48 70H46L47 69V63H48V61H47V63L46 64H44V59H43V55H45V53H44V50H45ZM42 49V51H40V50ZM44 49V50H43ZM11 52V51H13V52H11V53H9V51ZM6 51V50H5ZM39 51V52H38ZM41 52H43V54H41ZM13 53V54H12ZM21 54H22V52H20ZM37 53H39V54H37ZM20 54V56H22ZM31 54H28L27 53V55H31ZM38 55V56H36V55ZM39 55H42V56H39ZM47 55V54H46ZM0 56V57H1ZM17 56V55H16ZM15 56V57H16ZM19 56V57H20ZM15 57H14V59H15ZM39 57H42V58H39ZM13 58V57H12ZM11 58V62L13 61V62H15L16 63V61L17 62H19V59H12ZM17 58V57H16ZM45 58H46V60H47V57L45 56ZM21 59H22V57H20V67H21V63H22V65H23V63H24V65H25V62L23 61V62H21ZM36 61L38 62V63H36ZM4 59H2V58H0V72L1 71H4V72H7V70H8V68L6 67V65H5V63H7ZM18 64V63H17ZM17 64H15V65H17ZM39 64V65H38ZM44 64V65H43ZM51 64V65H52ZM10 65H12L11 66V70H10V72L12 73V75L13 76H15V72H16V70L18 71L19 69L20 70H22V68H18L17 67V69L15 68V66H13V63H11ZM23 65V66H24ZM46 65V66H45ZM25 66H27V65H25ZM36 67H34V68H36ZM25 68V67H24ZM23 68V70H25ZM27 68H28V66H27ZM46 68V69H45ZM7 69V70H6ZM28 70H29V68H28ZM28 70H26V71H28ZM26 71H23V72H26ZM4 72H2L1 74H3ZM22 72V71H21ZM28 72H30V71H28ZM38 73V74H37ZM1 74H0V76H1ZM21 74H23L24 75V73H21ZM25 74H27V73H25ZM55 74V75H54ZM12 75H11V77H3V79H5L6 78V80L7 79H9V80H11V78H13L12 77ZM20 75V74H19ZM23 75H22V78H23ZM21 77V76H20ZM16 80L15 81H17V78L20 80L21 78H19V77H17V75L14 77ZM14 78L11 80L12 82H14ZM34 78V79H33ZM131 78H132V76H131ZM124 79V80H123ZM18 80V81H19ZM23 80V79H22ZM10 81V82H11ZM5 82V81H4ZM9 82V83H10ZM26 82H27V80H26ZM14 83H16V82H14ZM28 83V82H27ZM19 83H17V85H18ZM22 84L24 85V83H23V81H22ZM22 84L20 83V87L18 86V87H16V88H14V91H12V93L10 94L11 96H13V99H14V101H15V103H17V105H19V106H22V104H23V102H24V99H25V96H26V94H25V90L26 89H24V87L22 86ZM26 84V83H25ZM130 85V84H129ZM14 86V85H13ZM51 86V87H50ZM37 87V88H38ZM27 88H29V87H27ZM36 88V89H37ZM53 88V89H52ZM11 89V88H10ZM10 89H9V93H10ZM35 89V88H34ZM40 90H42L41 88H39ZM5 90V89H4ZM47 90V91H46ZM122 90V91H121ZM132 90V89H131ZM1 91V90H0ZM34 91V90H33ZM43 91V90H42ZM49 91V92H48ZM27 92V91H26ZM41 92V91H40ZM138 93V92H137ZM4 94V93H3ZM53 94L55 95V96H53ZM1 97V96H0ZM9 97V94L8 93H6V94H4V95H2V98H0V111H1V107H2V105L4 104V107H2L3 108V110H4V108H6V105H5V102H8L9 101V98H8V101H7V98ZM40 97V96H39ZM42 97V96H41ZM26 98H27V96H26ZM33 99V98H32ZM39 99H42V98H39ZM126 99V98H125ZM36 102V101H35ZM41 101H39L38 103H40ZM47 102H46V100H45V102H44V104L43 105H47ZM106 104H108L107 106L108 107H104V108H102V106L103 105H105L106 106ZM126 104H127V102H126ZM125 104V106H123V109L125 110V107H127L128 108V110H129V107L127 106ZM40 105V104H39ZM129 105V104H128ZM8 106H10V105H8ZM36 106V105H35ZM111 106V107H110ZM130 106V105H129ZM29 107V106H28ZM37 107H38V105H37ZM9 107H7V109H8ZM39 108V107H38ZM42 108V107H41ZM46 108H48V107H46ZM106 108V109H105ZM7 109H5V111H4V114H3V116L5 117H9V114L10 113H12V111H15V110H11V111H8ZM14 109V108H13ZM130 109H133L131 106H130ZM2 110V111H3ZM7 110V111H6ZM27 110V109H26ZM29 110V109H28ZM136 110V109H135ZM140 110V109H139ZM45 111V110H44ZM110 110H108V112H109ZM137 111V110H136ZM7 112V113H6ZM29 112L32 114L31 116H33V113L29 110ZM35 112V111H34ZM40 112V111H39ZM57 112H59V115H57ZM127 112V111H126ZM125 112V113H126ZM138 112V111H137ZM46 113V112H45ZM50 113H52V114H50ZM105 114H107V111L106 112H104ZM5 114H7V115H5ZM14 114V113H13ZM35 114V113H34ZM37 114V113H36ZM35 114V115H36ZM41 114V113H40ZM47 114H45V115H47ZM99 114V115H100ZM38 115V114H37ZM36 115V116H37ZM81 115H83V116H81ZM85 115V116H84ZM96 115H94V116H96ZM111 115L112 114H109L108 116L109 117H107V115H106V118H110L111 117ZM133 115L135 116V112L133 113ZM1 116V115H0ZM12 116V115H11ZM31 116H30V119H31ZM35 116V117H36ZM105 116V115H104ZM121 116V115H120ZM127 116V115H126ZM8 117L7 118H4L6 121H8ZM42 117V116H41ZM113 117V116H112ZM129 116H127V118H128ZM146 117L149 119V114H146ZM11 118V117H10ZM13 118V117H12ZM11 118V119H12ZM29 118V117H28ZM46 118V117H45ZM151 118V117H150ZM10 119V120H11ZM15 119H18L19 120V118H18V116L15 118ZM49 119V118H48ZM54 119V118H53ZM59 119V120H60ZM61 119V120H62ZM104 119H105V117H104ZM135 119H137V117L135 116ZM28 120V119H27ZM50 120H48V122L50 121ZM59 120H57V121H59ZM60 120V121H61ZM132 121H134L133 119H131ZM131 120H129V121H131ZM151 121H152V118L150 119ZM5 121V123H7ZM12 121H13V119H12ZM12 121H10V122H12ZM15 121V120H14ZM17 121V120H16ZM20 121V120H19ZM22 121H24V118L22 117ZM34 121H36V119L34 118ZM47 121V120H46ZM54 121H56V119H54ZM53 120H52V124H53V122H54ZM76 123H75V122ZM90 121H92L93 123V125H94V127H93V125L92 124H90L91 122ZM100 120L98 119V121L97 122H99ZM131 121V122H132ZM9 122V121H8ZM7 123L6 124V126H7V129H9V131H10V134H14V135H16L15 133H14V131L12 130L13 128H12V125H11V123ZM62 122V121H61ZM66 122V121H65ZM72 122V123H71ZM0 123H2L1 122V120H0ZM13 123V122H12ZM44 123H45V121H44ZM64 122H62V124H63ZM67 123H69V122H67ZM67 123H65V124H67ZM11 125V127H9L10 125ZM15 124V123H14ZM36 123H34V125H35ZM48 124H50V122L48 123ZM55 124V123H54ZM53 124V125H54ZM57 124H58V122H57ZM62 124H60L59 123V131H60V135H59V138H58V141H60L61 143V146H60V152L61 151H63V152H66L65 150H67L68 151V153H70L69 152V147H67L68 149H66V147L64 148V146L63 145H65L64 143H68V142H71L69 139H68V134H67V129H70V128H65L66 127V125L65 126H63ZM153 124H154V122H153ZM0 125H2V124H0ZM45 125V124H44ZM61 125L64 127V129H63V127H61ZM105 126V128L107 129V128H109L110 126ZM124 125H126V124H122V126H124ZM128 125V124H127ZM127 125H126V127H127ZM135 125V124H134ZM6 126H4V128L6 127ZM48 126V125H47ZM56 126V125H55ZM99 126H101V127H99ZM120 126H121V124H120ZM122 126L121 127H119V125H118V127H119V129H116V128H118V127H116V125H114V126H111L109 129H112V128H114L115 127V129H114V131L116 130V133H117V135H119V134H121V135H119V137L121 136L122 138V140H121V142H123V140H124V142L126 141L125 139H127V141H128V143H130L131 142V145H132V147H131V145H129V144H127L126 143V145H122L123 146V148L125 149H119V148H121V145H120V143L121 142H118L119 143V145H120V147H118V149H116L117 148V146H118V143H117V139L116 140H114V138H110V140H108V142H113L112 143V148L114 147V145H116L115 146V149H116V152L118 151V153H119V151H120V153L122 152V150L124 151V152H127V155H129V147H131L132 148V150H130L131 152H133V153H130V154H132L133 155V157H135V152H134V150H135V145L134 144H132V139L133 138H135V136H136V138H137V140L139 141V135H141V134H139V129L140 128H138V126H136V128H135V126H132V125H130V127L132 126L134 129H136L137 130V128H138V130L137 131H134L133 129H131V128H129V125H128V129H129V131L130 130H133V132H135V133H138L137 135L139 136H137L136 134H135V136H134V133L132 132V131H130V132H127L126 130V127H124V128H122ZM147 126V125H146ZM154 127H155V125H153ZM2 127V126H1ZM14 128L16 127V126H13ZM68 127V126H67ZM3 128V129H4ZM10 128H11V130H10ZM52 128H53V130H54V126H52ZM91 128H92V130H91ZM122 128V129H121ZM146 128V127H145ZM145 128H144V130H143V132L144 131H146V133H148V131L147 130H145ZM2 129V130H3ZM94 129H97L96 131L98 132L99 131V133H97ZM124 129V130H123ZM141 129H143V128H141ZM149 129H150V127H149ZM18 130H20V126L18 127V129H17V132H18ZM51 130L52 129H50V132H51ZM64 130V131H63ZM65 130H67L66 132H65ZM113 130V129H112ZM118 130V131H117ZM123 130V131H125L126 132V135H125V132H121V131ZM151 130V133H153V131H152V129H150ZM8 130L7 131H5V135H6V133L7 132H9ZM12 131V132H11ZM21 131V130H20ZM93 132V135L91 134V132ZM103 131V132H104ZM120 131V132H119ZM155 131H156V129H155ZM154 131V132H155ZM1 132V131H0ZM26 132H29V131H26ZM32 132V129H31V131H30V133ZM33 132H34V130H33ZM32 132V133H33ZM43 132V131H42ZM69 132V131H68ZM97 133V134H94V133ZM19 133V132H18ZM36 133V132H35ZM122 133H123V135H122ZM128 133V134H127ZM133 133V134H132ZM146 133H143L144 134V136H146L145 134ZM150 133V134H151ZM156 133V132H155ZM12 134V135H13ZM42 134V133H41ZM45 134V133H44ZM62 134H63V136L64 137H62ZM130 134V135H129ZM132 134V135H131ZM149 134V133H148ZM154 134V133H153ZM0 135H2V134H0ZM8 135V134H7ZM6 135V136H7ZM13 135V136H14ZM31 135V134H30ZM29 135V136H30ZM38 136V134H35L34 136ZM52 135V134H51ZM53 135H55V134H53ZM52 135V136H53ZM66 135V136H65ZM87 135H89V136H91V137H89V136H87ZM98 135V136H97ZM17 136V135H16ZM33 135H31V137H34ZM36 136V137H37ZM51 136V137H52ZM56 136V135H55ZM69 136H71V135H69ZM86 136V137H85ZM99 136V137H100ZM125 136V139L123 138ZM126 136H133V138H131V141L129 142V138L127 137L126 138ZM143 136V137H144ZM149 136V135H148ZM153 135H150L149 137H152ZM9 137V136H8ZM31 137H29V138H31ZM62 137V138H61ZM65 137H66V139H68L69 141H65V140H63V139H65ZM143 137H141V140H143ZM1 138V137H0ZM7 138V137H6ZM54 138V137H53ZM53 138H52V141H53ZM88 138H90V140H88ZM101 138V137H100ZM104 138V137H103ZM102 138V139H103ZM4 139V140H3ZM8 139V138H7ZM36 138L34 137V141L33 142H35L36 140H35ZM70 139H72V137H70ZM76 139V140H75ZM101 139V142L103 143L104 141H105V143H106V146H108V144H107V141H106V139L104 140H102ZM113 139V140H112ZM148 139V138H147ZM1 140V139H0ZM31 140H32V138H31ZM31 140H30V145L32 144L31 143ZM61 140H63V142L64 143H62V141ZM85 140L87 141V142H85ZM134 140V139H133ZM140 140V141H141ZM2 141H5V137L4 138H2ZM9 141H11V139L9 140ZM9 141L8 142H6V143H8L9 144ZM75 141L77 142V143H75ZM94 142L91 144L90 142V145H93V144H95V142H96V139L95 140H93ZM115 141H116V143H115ZM126 141V142H127ZM136 140H134V143L137 145V141L135 142ZM139 141V143H138V145H139V147L140 146H142V150H143V152L142 151H140V153L141 154H143L144 155V157L146 158V156H147V153L145 152L146 151V148L148 147L147 145H149V142H146V144L147 145H145V140H143L144 141V144L142 145V141L140 142ZM146 141H149V140H146ZM6 143H5V145H6ZM54 143H55V141H54ZM67 143H66V146H67ZM104 143V144H105ZM153 143V142H152ZM12 144V143H11ZM28 144V145H29ZM63 144V145H62ZM104 144H102V146H105ZM155 144V143H154ZM2 145V144H1ZM4 145V146H5ZM38 145H39V143H38ZM96 145H97V148L95 149H93V147H96V146H92V149L90 148H88V146H89V144H88V146H87V149H88V151L89 150H92L91 152H90V155L88 156L87 154H89L88 153V151H86V150H83L82 149V147H84V146H82V147H80L82 150H83V152H82V150L78 147L77 148V146L76 145H74V149H72V153H73V151H74V155H77V157L78 158H76L75 160H78V163H80L79 165H81L82 163H83V160H84V158H85V156H86V158H88L89 159V161H90V159H91V157H94V156H96V153L98 154L97 155V157L95 158L94 157V159L92 158L91 160H92V162L90 161V163L91 164H89L88 165V167L91 165V171H92V169H93V172H91L92 174H93V177H92V175H91V173H90V175H91V182H88L87 184H86V180H87V175H85V173H86V170H84V166H85V168H87L86 167V165H87V163H89V161H88V159H87V161L85 160L84 162H86L85 164L86 165H84L83 164V167H81L80 166V169H81V176L82 177H80V175H76L77 177H78V181H76V176L73 174V173H70L71 174V178H69L70 179V181L68 180V179H66V181H65V178H61V180L60 179H58V174L56 175V176H54V182L57 184V185H55V183L53 182V181H45V180H47V178L45 179V176L43 177L44 179H43V182H46L45 183V185H47V188H46V186H42V184H40V182H35L36 180H34L33 182L36 184V188H37V190H36V192H38L37 194H39V195H35L38 199H40L41 198V196H40V193L42 192H40V191H38V190H41V188H46V189H44V191H45V193L47 194V196H45L44 197V201L46 202V200H48V202H47V204L45 203V202H43L42 201V199H41V201L40 200H38V201H40L39 203H41L42 202V205H44L46 208L48 207V209H47V213L46 214H44L43 215V217L38 221L39 222V225L36 227V230H41V229H45L46 231L44 232L45 234H44V236H43V240H45L46 242H48V246L50 245V242H51V244L52 243H54V247L58 244V239H59V237H60V234H62V237H63V241L65 242V251L67 252V253H69V254H71L70 252H72V254L74 253L75 254V258H73V259H71L72 261H71V263H69V264H122L123 262L122 261H124L125 263L127 262H129L130 261V257L128 258V256L127 255H125V257L127 258H123L124 260H122V255L120 254L119 255V252H118V254H117V252L115 253V257H111L112 255V252L113 251H109V252H107V251H105L106 250V248L104 249L103 247H105V246H103V245H101V247H99L98 245H99V243H101V244H103V243H105V242H107L106 240H108V239H110L109 238V235L108 234H110V223H109V221L111 222V220H113V218H114V220H115V217H117V215H119V214H114V210L116 209V211L115 212H119L120 214L122 213V210L120 211V210H118L120 207H119V205L121 204H123V203H118L119 205L117 206V203H115L116 204V207H114V205L115 204H113V207L115 208L114 210H112L109 206H108V203H106L107 202V200H108V198L107 197H109V198H114L115 196L117 197L118 196V198L119 199H121V195H122V191L120 190V189H113L112 188V190H110V189H108V191L106 190V188H105V185L107 184L108 186H109V182H115L116 183V181H114V178H116V174L118 173V174H120V173H122L123 171H126V168L129 166V163L130 164H132L133 163V165L131 166V167H133L132 169H134L133 171L132 170H130L129 168H127V170L130 172V171H132L131 173L133 174V176H131L130 175V180H132V177L134 178L135 177V180H137V179H141L142 181L143 180H145L146 178H150V177H152V167H150L149 168V164H148V161H152V158L154 157V159L156 158V156H151L152 154H148V156H147V158L148 159H143L144 157L142 156V155H139V156H142V161H141V159H139L141 162H143V161H145V160H147L146 162H147V164H146V162H145V166L144 165H142L141 164V162L138 160V158H140L138 155H136V156H138V158H136V160H138L139 161V164H137V162L138 161H135L136 163H134V161L131 163V160L129 159V160H126V158H124L125 156H123L122 154V156L121 155H119V158L121 159V157H123L121 160L119 159V162H120V164L118 165V162H116L117 163V167H123L124 166V164L126 165L129 161V163L127 164L128 166H125V168H123V169H125V170H123L122 169V171L121 172H119L118 170H120V168H117V171L118 172H116L115 170H116V166H113V165H111V163L113 162V161H116V159L117 158H111L109 155H105L104 154V149H105V147H102V146H100L101 145V143H100V145H98L97 144V142H96ZM129 147H128V146ZM144 145H145V151H144V149H143V147H144ZM40 146H41V144H40ZM70 146V145H69ZM152 146V145H151ZM6 147V146H5ZM8 148H10L11 147V145H10V147H9V145L7 146ZM17 147V145L15 146V148ZM33 147V146H32ZM35 148L37 147H39V146H37V145H35L34 146ZM76 147V148H75ZM134 147V148H133ZM138 147V146H137ZM136 147V148H137ZM3 148V147H2ZM18 148L19 147H17V149H16V151L18 152ZM73 148V147H72ZM98 148H100L99 149V152H97L98 151ZM111 148V151L114 149H112ZM126 148H127V151H126ZM11 149H12V147L10 148V151H11ZM23 148H21V150H22ZM49 149V148H48ZM63 149V150H62ZM78 149H80L79 150V153H76L77 152V150ZM84 149H85V147H84ZM115 149H114V155H116L115 154ZM129 149V150H128ZM6 150V149H5ZM38 150L40 151V147L38 148ZM58 150H59V148H58ZM71 150V149H70ZM93 150H97L96 152H93ZM141 150V149H140ZM8 152H9V149L7 150ZM42 151V153H44V151H47V150H41ZM87 152V154H83L84 152ZM136 152L138 151V149L137 150H135ZM151 151V150H150ZM23 153H24V150L22 151ZM85 152V153H86ZM1 153V152H0ZM39 154H42V153H40V152H38ZM47 153V152H46ZM62 153V152H61ZM82 153V154H81ZM144 153H146V154H144ZM148 153H151V152H148ZM153 153V152H152ZM7 154V153H6ZM12 155L11 153H8V155ZM16 154V153H15ZM20 153V151H19V156L21 157L23 154H21ZM39 154H38V158L39 159H42L43 161H45L43 158H40V156L42 157V155H40L39 156ZM64 154V153H63ZM62 154V155H63ZM78 154H81V158H79V156H78ZM95 154V155H94ZM139 154V153H138ZM2 155V156H1ZM0 156V158H2L3 157V155L5 156V154H1ZM9 155V156H10ZM17 155V154H16ZM45 155V154H44ZM62 155H61V157H60V155H59V157L60 158H62ZM65 155H67V154H65ZM71 155L72 154H70V156H69V158H71ZM94 155V156H93ZM126 155V156H127ZM131 155V156H132ZM8 156V157H9ZM26 156V155H25ZM73 156V155H72ZM82 156H84V157H82ZM106 156V157H105ZM107 156L109 157V159L111 158V160L113 159V161H110L109 163H106L107 161H106V159H107ZM131 156H128V157H131ZM150 156L152 157V158H150ZM157 156H159L160 157V155L158 154ZM8 157H7V159L6 160H8ZM28 156H26V158H27ZM45 157V156H44ZM76 157V156H75ZM75 157H72V158H75ZM159 157H158V162H159ZM57 158H58V156H57ZM65 158V156H63V159ZM66 158H67V156H66ZM69 158H67L68 159V161H70V163H68V165L70 164H72L73 162H72V159H69ZM83 158V159H82ZM85 158V159H86ZM161 158V157H160ZM38 159V160H39ZM47 159V158H46ZM80 159H82L81 160V162H80ZM123 159H125L126 161L124 162V160ZM150 159V160H149ZM153 159V161H155ZM162 159V158H161ZM4 160H5V158H4ZM5 160V161H6ZM23 160H24V158H23ZM65 160V159H64ZM108 160V159H107ZM123 160V162H121ZM9 161V160H8ZM7 161V162H8ZM24 161H26V159L24 160ZM40 161V160H39ZM37 162V164L38 165H41V163L40 162ZM62 162H64L63 160H61ZM60 161V162H61ZM67 161V160H66ZM118 161V160H117ZM128 161V162H127ZM3 162V161H2ZM61 162V163H62ZM72 162V163H71ZM76 162V163H75ZM74 163L75 164H77V161H75ZM27 163V162H26ZM73 163V164H74ZM122 163H123V165H122ZM151 163V162H150ZM4 164H6V163H4ZM31 164H32V162H31ZM66 163H64V165H65ZM1 165H2V163H1ZM22 165H23V163H22ZM49 165V164H48ZM69 165V166H70ZM109 166L110 165V168L111 169H106V168H108L107 166ZM142 165V166H141ZM62 166H63V163H62ZM67 166V165H66ZM112 166H113V168H115V170H112L113 168H112ZM144 166V167H143ZM147 166V167H146ZM151 166V165H150ZM4 167H5V165H4ZM68 167V166H67ZM106 167V168H105ZM158 167V166H157ZM3 169V167H1L0 166V169ZM6 168V167H5ZM47 166L44 168V171L43 172H45L47 169ZM90 168V167H89ZM87 169V173L86 174H88L89 173V170L90 169ZM1 169V170H2ZM20 170H22L21 168H20ZM76 170L77 169H75V171L74 172H76ZM5 172H8V169H7V171L6 170H4ZM39 171V170H38ZM38 171H37V174H38ZM83 171H85V173L83 174ZM114 171H115V173H114ZM41 172H42V170H41ZM4 173V172H3ZM47 173V172H46ZM95 173V174H94ZM131 173H128L127 174V171L126 172H124L123 174L124 175H122V174H120V176L119 177H121V176H125L124 178H126L127 177V180H125L123 177H121L120 179L122 180H120L119 178L118 179H116L117 180V185L119 186V184H120V186L121 185H123V186H126V185H124V184H126V181H127V186H128V182L130 181L128 178V175L129 174H131ZM139 173H140V176L142 177H140L139 178V176H137V175H139ZM8 174H9V172H8ZM22 174H23V172H22ZM40 174V173H39ZM45 174V173H44ZM61 174H63V172L61 173ZM73 174V175H72ZM76 174V173H75ZM78 174H80V173H78ZM113 174H115V175H113ZM127 176H126V175ZM3 175H4V177H5V175H6V173L5 174H0V179H2V180H4V182H5V179L7 180L8 178H9V176L8 177H6V178H4L3 177ZM47 175V174H46ZM115 176V177H113V176ZM154 175H155V173H154ZM7 176V175H6ZM23 177H24V175H22ZM40 176V178L42 177L41 175H39ZM62 176H67V173H65L64 172V175H62ZM89 176V175H88ZM156 177H157V175H155ZM153 177V178H156V177ZM3 177V178H2ZM37 177V176H36ZM47 177V176H46ZM55 177H57V178H55ZM118 177V176H117ZM25 178V177H24ZM39 178V179H40ZM80 178V179H79ZM89 178H90V176H89ZM93 178V179H92ZM112 178H113V181H112ZM11 179V178H10ZM32 179V178H31ZM65 181V182H70L69 184H70V187L68 186H60L59 184H58V182H60V181H63V180ZM73 179V180H72ZM85 181H84V180ZM9 180V179H8ZM56 180V181H55ZM57 180H58V182H57ZM120 180V181H119ZM123 180H124V182H123ZM153 179H149V182H147L146 180V184H143V183H141V184H143V185H145V187H147L148 185L150 186V185H152L151 186V188L156 184H154V180L152 181ZM11 181V180H10ZM28 181V180H27ZM83 181V182H82ZM87 181H89V180H87ZM133 181H134V179H133ZM150 181H152V182H150ZM7 182V181H6ZM42 182V183H43ZM51 182H53V183H51ZM77 182H79L80 183V186L77 184ZM156 182H157V184L160 186V187H158V186H155L154 188H152L153 190H156L157 191V193H158V195L159 196H157V200H158V197H159V199H160V207H157V208H159L160 209V211H162L163 210V208H164V201H165V199H166V191H165V189H166V184H163L162 185V183H161V185H160V183H158V180H157V178H156ZM7 183H9V182H7ZM71 183H73V184H71ZM123 183V184H122ZM148 183H150V184H148ZM39 184L41 185L40 186V189L38 188V186H39ZM44 184V183H43ZM52 184V186L50 187V185ZM59 185V186H58ZM73 185V186H72ZM76 185V186H75ZM131 185H133V184H131ZM140 185V184H139ZM147 185V186H146ZM10 186H12V182H10ZM55 186V187H54ZM58 186V187H57ZM84 186V187H83ZM114 186V185H113ZM119 186V187H120ZM149 186H148V188H149ZM50 187V188H49ZM54 187V189H52ZM77 187V188H76ZM88 187V188H87ZM142 187V186H141ZM55 188H57V189H55ZM75 188H76V190H75ZM78 188H80L79 190H78ZM85 188H87L88 190H86ZM137 188H139V187H137ZM148 188H146L147 190V192H149V194H151L152 195V193H151V188H149V189H151V190H149ZM2 188H0V190H1ZM3 190V189H2ZM77 190H78V193H77ZM89 190H91V193H92V191H93V193H92V195H94L93 197H92V195L89 197L88 196V194L90 193V191ZM122 190H124V189H122ZM74 191V192H73ZM79 191L81 192V193H79ZM125 191V190H124ZM128 191V190H127ZM138 191V194H139V191L140 190H137ZM145 191V192H146ZM76 192V194H78L79 196H80V198H81V195H85L86 196V193L88 192V194H87V198H88V200H87V198L85 197L84 198V196H82L83 197V199L81 198V200H80V202H77L76 203V197L75 196H73V195H76V194H74ZM128 192H130V189H129V191ZM128 192L126 193V194H128ZM141 192V191H140ZM147 192H146V194H147ZM44 193V195H46ZM125 193V192H124ZM155 193V192H154ZM3 194V193H2ZM6 194V193H5ZM130 194H134V193H132V192H130ZM144 194V197H145V193H143ZM4 195V194H3ZM7 195V194H6ZM23 195H24V189H23ZM22 195V196H23ZM30 195H31V193H30ZM42 195H43V192H42ZM39 196V197H38ZM52 196V197H51ZM53 196H54V198H53ZM125 196V195H124ZM129 195H127V197H128ZM46 197H47V199H46ZM74 197V198H73ZM126 197V196H125ZM131 198L133 197V195L132 196H130ZM134 197H135V195H134ZM142 197H143V195H142ZM142 197H141V199H142ZM153 198H154V194H153V196H152ZM10 197L8 196V204L10 205V203H9V201L11 200V199H9ZM23 198H24V200H25V196H23ZM36 198V199H37ZM156 198V197H155ZM34 199V198H33ZM115 199V198H114ZM119 199H116V201H118ZM132 199H134V198H132ZM136 199V198H135ZM134 199V200H135ZM145 199H148V197L147 198H145ZM2 201V200H1ZM18 200L16 199V201L14 200V203H16ZM89 201V202H88ZM114 201V200H113ZM136 201H137V199H136ZM135 201V202H136ZM146 201V200H145ZM87 202V204H89L90 206H89V208L88 209H90V210H87V208H85V206L83 205V204H85ZM115 202V201H114ZM135 202H133V204L135 203ZM148 202H150L149 204H148ZM22 203V202H21ZM44 203V204H43ZM111 203V202H110ZM125 203V202H124ZM126 203H128V204H130L131 205V208L130 209H132V212L133 211H135L134 213H130V215L132 216V217H136L137 218V216L136 215H134V214H137V215H140V213L142 214V212H140V210H139V208H138V210H139V214L138 213H136V211H138L137 210V208H136V210L134 209L135 208V205H137L136 203L133 205L132 204V202H129V201H127ZM126 203L124 204V205H126ZM137 203H139V202H137ZM77 204L78 205H80V206H77ZM144 204H147V206L145 205L144 207H146V208H148V207H150V208H148V210L149 209H154L153 211L152 210H150L151 212H154V214L155 215H153V213L152 214H150L151 216H155L154 218H157L156 216H157V214H158V216H159V214L160 213H157L156 212V205H155V208H153V203H151V201H147V203H144ZM1 205H3L2 203H1ZM16 205H20L19 207H22L21 206V204L19 203H16ZM111 205H112V203H111ZM134 207H133V206ZM4 206H7V205H4ZM8 207V206H7ZM11 207V206H10ZM18 207V206H17ZM118 207V208H117ZM166 207V206H165ZM143 208V207H142ZM52 209L54 210V211H52ZM121 209V208H120ZM9 210V209H8ZM45 210V209H44ZM127 211V212H129V210L127 209L126 210V208L124 207V209H123V211ZM158 210V209H157ZM4 211V210H3ZM7 211V210H6ZM19 211V210H18ZM46 211V210H45ZM149 211V212H150ZM8 212V211H7ZM143 212H147V210L146 211H143ZM4 213L6 214V212L4 211L3 212V214H2V216L3 217H5L4 216ZM10 213V212H9ZM157 213V214H156ZM8 214V213H7ZM6 214V215H7ZM20 214H21V211H20ZM41 214V213H40ZM114 214V215H113ZM144 214H146V213H144ZM143 214V215H144ZM10 215H11V213H10ZM18 215V214H17ZM8 216H9V214H8ZM1 217V216H0ZM12 217H14V215L13 216H11V217H9V218H12ZM118 217H122L121 215H119ZM125 217H126V215H125ZM125 217H123V218H125ZM135 217L134 218H131V221H132V219H135ZM139 217V216H138ZM141 217V216H140ZM144 217V216H143ZM146 217V216H145ZM147 217H150L149 215H147ZM128 218L130 219V217L128 216ZM119 219V218H118ZM116 220L115 222H116V224L118 223H123L122 221H123V219H121V222H119L120 220ZM127 218H125V220H126ZM138 219V218H137ZM8 220V219H7ZM124 220V221H125ZM151 220V219H150ZM150 220H148V221H150ZM152 220H154V221H151V222H155V220L156 219H153V217H152ZM9 221H12V219L11 220H9ZM9 221H7V222H9ZM13 221H14V219H13ZM36 221V222H37ZM126 221H130V220H126ZM130 221V222H131ZM134 221V220H133ZM132 221V223L134 224L135 222H133ZM135 221L137 222L138 220H136L135 219ZM37 222V223H38ZM129 222V223H130ZM16 223V222H15ZM129 223L127 224V225H129ZM138 223V222H137ZM144 223V222H143ZM159 223V222H158ZM158 223H153V225L155 226V224L157 225ZM132 224V225H133ZM140 224H141V222H140ZM3 225V224H2ZM112 225V224H111ZM115 225V224H114ZM113 225V226H114ZM122 224H120V228H122L123 226H121ZM135 225V224H134ZM137 225V224H136ZM139 225V224H138ZM151 225H152V223H151ZM159 225H160V223H159ZM6 226V225H5ZM7 226H12V228L13 229H16V227L18 226V223H17V226L15 227L14 226V224H8ZM117 226V225H116ZM142 226V225H141ZM158 226V225H157ZM156 226V227H157ZM160 226H162V225H160ZM0 227H2V226H0ZM4 227V226H3ZM2 227V228H3ZM15 227V228H14ZM130 227H131V223H130ZM133 227H135V226H133ZM5 228V227H4ZM3 228V229H4ZM124 228H126L125 227V224H124ZM124 228H122V229H119L118 227L116 228V230L117 229H119V230H121L120 232H121V234H127V228L126 229H124ZM150 228V227H149ZM149 228H148V230H149ZM6 229V228H5ZM26 229V228H25ZM140 229H141V227H140ZM156 229V228H155ZM17 230V229H16ZM123 230H125V231H123ZM131 230V229H130ZM130 230H129V232H130ZM134 230H135V228H134ZM144 231H146V229H143ZM150 230H151V228H150ZM161 230H162V227H161ZM165 229H164V227H163V231H164ZM8 231H9V229H8ZM25 231V230H24ZM114 231V230H113ZM163 231H161V232H163ZM167 231V230H166ZM6 232V231H5ZM10 232V231H9ZM15 232V231H14ZM123 232V233H122ZM138 232V231H137ZM157 232V231H156ZM155 232V234H157L158 235V233H156ZM130 233H132V232H130ZM140 233V232H139ZM139 233H137V235H136V231L135 232H133V235L135 234L136 236H138L139 235V237L141 236L142 237V235H141V233L139 234ZM144 233V232H143ZM142 233V234H143ZM145 233H147V232H145ZM152 233V232H151ZM169 233L170 232H167V234L169 235ZM25 234V233H24ZM28 234H30V233H28ZM115 234H116V232L114 231V238H115ZM150 234V233H149ZM161 234H163V233H161ZM166 234V233H165ZM6 235H9L8 234V232L6 233ZM117 235V234H116ZM131 234H129V235H125V236H130ZM151 235V234H150ZM26 236V235H25ZM30 235H28L27 237H29ZM125 236H122L123 238L122 239H128V238H130V237H125ZM135 236V239L137 240V237ZM23 237V236H22ZM125 237V238H124ZM153 237H155L154 235H153ZM24 239H25V237H23ZM40 238V237H39ZM23 239V240H24ZM32 239H35V238H32ZM118 239V238H117ZM134 239V240H135ZM139 240H141L140 238H138ZM168 240H169V238H167ZM36 240V239H35ZM129 240H133V237H132V239H128L127 240V242H125V241H121V242H125L126 244L127 243H131L132 244V242L131 241H129ZM135 241L136 243H137V245L138 244H143L142 243V241ZM154 240H156V239H154ZM26 241V239L24 240V242ZM111 241V240H110ZM129 241V242H128ZM170 241L172 242V240L170 239ZM24 242H23V245H24ZM34 243L33 244H36L37 243V241L35 242V241H33ZM138 242H140V243H138ZM163 242V241H162ZM72 243H73V245H72ZM77 245H76V244ZM84 243H86V244H84ZM108 243L110 244V242L108 241ZM107 243V244H108ZM133 243H134V241H133ZM117 244H121L120 242L118 243L117 242ZM116 244V245H117ZM126 244H124V243H122V245L120 246V248H122V247H124V246H126ZM140 244V245H141ZM148 244H150V242H148ZM147 244V245H148ZM77 246L76 248H74V246ZM134 245H136V244H134ZM163 245H164V251H167L168 249H169V247H168V249L166 250V248H167V246L168 245H165V243L163 242ZM34 246V245H33ZM36 246V245H35ZM51 246V245H50ZM103 246V247H102ZM119 245H117L116 246V248H114L112 245H110V246H108V245H106V247L109 249L110 247L113 249H115L116 251L119 249V247H118ZM128 246V245H127ZM132 245H129L128 247H127V251L129 252V255L132 257V251L134 252L136 249H134L133 250V248L131 247ZM151 246H153L154 248H155V245L154 244H151L150 245V249L152 248ZM165 246H166V248H165ZM171 246H172V243H171ZM31 247H32V244H31ZM98 247V248H97ZM118 247V248H117ZM131 247V248H130ZM138 247V246H137ZM35 248V250H36V247H34ZM50 248V247H49ZM48 248V249H49ZM99 248H102L101 250L99 249ZM110 248V249H111ZM147 248H149V246H147L146 247V253L144 252L145 251V248L143 249V251L141 250V254H140V257H139V259L138 258H136L135 256H137L138 257V255H139V253H140V250L138 249L136 252H137V254H135L134 255V257L137 259V260H135V258H133L134 260L133 261H135V262H138V264H151V262H153V261H151L150 262V260L152 259V254H154L153 256H155L156 254V252H154L153 253V251L155 250H153V248H152V252L150 251V253L149 254H147L148 252H147ZM111 249V250H112ZM126 248H124V250H125ZM132 251H131V250ZM57 250V249H56ZM105 252H104V251ZM58 251H59V249H58ZM58 251H56V252H58ZM119 251H121V249H119ZM149 251V250H148ZM15 252V251H14ZM14 252H12L13 254H14ZM50 253H51V251H49ZM115 252V251H114ZM113 252V253H114ZM122 252V251H121ZM142 252H144L143 253V255H142ZM168 252V251H167ZM171 252V257H172V250L170 251ZM109 253V254H108ZM111 253V254H110ZM135 253V252H134ZM165 253V252H164ZM16 254V253H15ZM52 254V253H51ZM124 254V253H123ZM17 255V254H16ZM50 255V254H49ZM59 255V254H58ZM117 255V256H116ZM119 255V256H118ZM146 255H148V257H144V256H146ZM165 255V254H164ZM52 256V255H51ZM60 256V255H59ZM121 256V258L120 259H117L118 257H120ZM151 256V257H150ZM168 256V255H167ZM55 260H57L56 258H58V259H60L59 257H57V254H55ZM67 257V256H66ZM143 257H144V259H146V261L147 260H149V261H147V262H150V263H147L145 260V262L143 263L142 262V260H143ZM45 258V257H44ZM44 258H42V259H44ZM149 258H151V259H149ZM45 259H47L46 260V264H49V263H51L52 261H51V259H52V257H49L48 256V258H45ZM67 259V258H66ZM140 259H142V260H140ZM164 259H165V257H164ZM168 259V258H167ZM16 260V259H15ZM14 260V261H15ZM119 260V261H118ZM120 260H122V261H120ZM153 260H156L155 258H153ZM166 260V259H165ZM13 261V262H14ZM60 261H61V259H60ZM12 262V263H13ZM18 262V261H17ZM33 262V261H32ZM49 262V263H48ZM134 262V263H135ZM12 263H10V264H12ZM28 263H31V261H29ZM35 262H33V264H34ZM44 262L42 261H40V262H36V264H43ZM44 263V264H45ZM52 263H54V262H52ZM157 263V261L155 262V264ZM161 263V262H160ZM166 263V262H165ZM164 263V264H165ZM8 264V263H7ZM152 264H154V263H152ZM157 264H159V263H157Z\"/></svg>",
    "mask_w": 264,
    "mask_h": 264
}]
</instances>
